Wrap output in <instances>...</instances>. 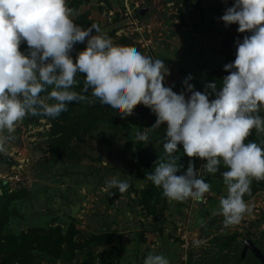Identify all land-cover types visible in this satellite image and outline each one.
Returning a JSON list of instances; mask_svg holds the SVG:
<instances>
[{
  "label": "rangeland",
  "instance_id": "rangeland-1",
  "mask_svg": "<svg viewBox=\"0 0 264 264\" xmlns=\"http://www.w3.org/2000/svg\"><path fill=\"white\" fill-rule=\"evenodd\" d=\"M234 2L67 0L79 12L73 19L80 26L97 23L114 44L164 59L170 69L165 85L185 92L186 98L190 93L183 81L189 74L193 76L189 83L204 92L205 84L215 82L217 74L229 73L224 65L235 60L236 50L227 42L231 43L230 33L238 32V24L226 27L219 18ZM86 43L87 39L75 45L74 58ZM26 50L25 42L21 51ZM76 79L73 90L81 92L85 77L78 73ZM146 113L152 117L151 124L143 120L137 106L133 115L122 118L99 103L73 102L69 120L80 119L82 127L65 146L66 138L55 133L68 122L62 113L56 118L28 115L17 124L15 138L0 152V230L6 215L10 218L0 232V264H7L6 257L16 260L21 252L20 256L32 259L31 264H143L149 253L163 254L170 264H243L246 260L261 264L252 252L243 259L242 252L247 239L264 250V190L253 197L244 195L250 211L228 228L222 215L213 214L221 197L227 196L222 173L228 169L206 176L211 190L204 202L170 201L162 193L156 200L149 195L151 181L146 175L165 155L161 140L166 123L152 130L157 117L148 107ZM138 132L150 137L142 153ZM178 147L176 154L182 153L176 155L177 163L183 168L177 174L187 170L189 160L203 174L200 168L206 161L188 157L182 145ZM141 154L155 166L140 163ZM106 157L112 164L107 167ZM112 178L126 180L128 189L109 188L107 181ZM114 193L119 196L110 202ZM38 231L61 237L48 251L34 249L40 241ZM195 240L203 243L197 247Z\"/></svg>",
  "mask_w": 264,
  "mask_h": 264
},
{
  "label": "clouds",
  "instance_id": "clouds-1",
  "mask_svg": "<svg viewBox=\"0 0 264 264\" xmlns=\"http://www.w3.org/2000/svg\"><path fill=\"white\" fill-rule=\"evenodd\" d=\"M78 15L67 0H0V152L28 115L56 118L70 103L86 102L126 118L143 104L157 117L152 130L166 123L161 140L165 155L147 179L170 201L204 202L211 190L206 176L223 165L228 169L222 173L227 196L213 214L224 217L225 228L239 224L250 211L243 197L251 193L252 180H264V147L248 140L253 129L264 134V0H235L226 8L219 18L225 26L238 24L239 33L250 35L237 38L236 58L224 65L229 74L221 83L208 82L201 92L189 83V74L183 81L187 98L165 85L170 69L164 59L114 44L99 24H77L73 17ZM86 39V47L74 58L75 45ZM25 42L27 50L21 51ZM78 73L85 77L81 92L73 90ZM42 93L47 95L42 98ZM136 141L149 143L150 137L138 132ZM179 145L184 155L206 161L200 168L203 174L192 160L177 174L183 168L177 163ZM109 164L106 157L103 165ZM107 185L120 192L129 187L117 178ZM193 243L199 247L203 241ZM143 264L170 261L149 253Z\"/></svg>",
  "mask_w": 264,
  "mask_h": 264
},
{
  "label": "trees",
  "instance_id": "trees-1",
  "mask_svg": "<svg viewBox=\"0 0 264 264\" xmlns=\"http://www.w3.org/2000/svg\"><path fill=\"white\" fill-rule=\"evenodd\" d=\"M230 34L232 35L230 37V39H232V40H231V43H230L229 38H228L229 42H227V44H228V46L233 45L235 50L237 48V44H236L237 38H239L242 41L244 35H250V33H247V32L246 33L236 32L235 34H233V33H230ZM233 39H234V41H233ZM229 49H231V48L229 47ZM228 74L229 73H222L220 75L217 74L215 76L214 81L218 82V84H219V83H221L220 80H222V78L224 76L228 75ZM49 91H50V89H49ZM41 95H42V98H43V97H45L47 95V93H42ZM72 103H70L68 105V110L63 112L62 116H61L64 119L66 118L65 120H67L68 122H66V125H64L62 127H58L57 131L55 132L56 134L61 133L62 138H66V143H64V146L66 144H68L71 140H73L74 136H78L80 134L79 128L82 127V123H81L80 119H78L77 121H70L69 120L70 108H71ZM137 108L140 110V116L143 118V120H146V121H148V123L151 124L152 117H151V115L149 113H146V106H144L143 104H140V105H137ZM35 117H42V115L41 116H35ZM78 124H80V125H78ZM83 132H84V130H83ZM248 140L249 141H255L258 144H260L262 147H264V134H258L255 129L252 130L251 135L249 136ZM140 143L141 144L138 146V151L140 153H142L143 150H144L145 142H140ZM181 153L176 154V155H181ZM140 158H141V162L140 163H143L144 165H148V166L151 165L150 168L151 167L153 168L155 166V165L152 166L153 162H151L150 160H147V158L144 155L141 154ZM222 169L224 170L226 168L223 165H221L220 166V170H222ZM148 187H149L148 188L149 195L154 196V198L156 200H158L159 194L161 195V193H162L161 191H159V188L156 187L152 182H151V185L148 186ZM261 190H264V180L257 181L255 179H253L252 183H251V193L249 195H247L246 197H253V195H255L257 192H259ZM8 199H10V198H8ZM9 220H10L9 216L6 215V217L4 218V222L2 224L3 228H2V230H0V232L3 231L6 223L10 222ZM38 232H40V231H38ZM38 232H37V237L40 239L41 242L39 240H37L38 244L34 245V249H41V250L44 249V250L48 251L49 247L52 244L56 243L58 240H60V237H61L60 234L44 233V235H43L41 232L40 233H38ZM59 247H60V245H59ZM1 250L2 249H0V252H1ZM21 251H23V250H21ZM22 253L23 252H21L20 254H22ZM20 254H17V259L16 260H11L9 257L4 258L5 263H7V264H9V263L16 264V262H17V264L18 263L19 264H31L32 259H26L25 255H23V256H25V257H23L22 255L20 256ZM60 254H61V251H56V255L59 256ZM0 255H2V253H0ZM29 255L31 256V254H29ZM249 260H252V258H249ZM247 263H248V261L246 260L243 264H247Z\"/></svg>",
  "mask_w": 264,
  "mask_h": 264
},
{
  "label": "water",
  "instance_id": "water-1",
  "mask_svg": "<svg viewBox=\"0 0 264 264\" xmlns=\"http://www.w3.org/2000/svg\"><path fill=\"white\" fill-rule=\"evenodd\" d=\"M141 13L144 14L145 13V10H141ZM12 159L9 158L8 159V163H12ZM118 194L117 193H114L110 196V199L109 201L110 202H113L114 201V198H118ZM78 209H74V215H76V212H77ZM251 249V251L255 254L256 257L260 258L262 262H264V253L262 252V249L259 248L252 240L250 239H247L245 240V247H244V250L242 252V256L243 258L246 257L247 255V252L248 250Z\"/></svg>",
  "mask_w": 264,
  "mask_h": 264
},
{
  "label": "flooded vegetation",
  "instance_id": "flooded-vegetation-1",
  "mask_svg": "<svg viewBox=\"0 0 264 264\" xmlns=\"http://www.w3.org/2000/svg\"><path fill=\"white\" fill-rule=\"evenodd\" d=\"M250 240H252V239H250ZM257 246H258V244L254 241V240H252ZM245 247V246H244ZM259 248H260V246H258ZM262 249V248H261ZM250 252H252L251 251V249H249L248 250V252H247V255L246 256H248L249 254H250ZM262 252L264 253V250L262 249ZM253 253V252H252ZM253 255L255 256V254L253 253ZM247 257H245V258H243V259H246ZM256 258H258V257H256ZM259 259V261H261V259L260 258H258ZM261 264H264V262H262L261 261Z\"/></svg>",
  "mask_w": 264,
  "mask_h": 264
}]
</instances>
